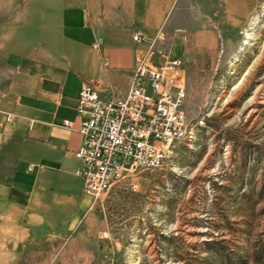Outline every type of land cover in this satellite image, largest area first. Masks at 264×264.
Instances as JSON below:
<instances>
[{
    "label": "rangeland",
    "instance_id": "obj_1",
    "mask_svg": "<svg viewBox=\"0 0 264 264\" xmlns=\"http://www.w3.org/2000/svg\"><path fill=\"white\" fill-rule=\"evenodd\" d=\"M217 2L184 34L185 137L94 198L53 264H264V0Z\"/></svg>",
    "mask_w": 264,
    "mask_h": 264
},
{
    "label": "crops",
    "instance_id": "obj_2",
    "mask_svg": "<svg viewBox=\"0 0 264 264\" xmlns=\"http://www.w3.org/2000/svg\"><path fill=\"white\" fill-rule=\"evenodd\" d=\"M6 2L0 0V264H53L56 238L103 204L76 174L82 85L123 96L137 61L161 70L154 60L169 59L175 47L179 57L170 62L182 63L184 34L206 26L198 11L215 12L218 2ZM136 33L144 38L139 45Z\"/></svg>",
    "mask_w": 264,
    "mask_h": 264
},
{
    "label": "built area",
    "instance_id": "obj_3",
    "mask_svg": "<svg viewBox=\"0 0 264 264\" xmlns=\"http://www.w3.org/2000/svg\"><path fill=\"white\" fill-rule=\"evenodd\" d=\"M133 41L139 45L144 38L136 33ZM180 66L174 61L153 70L137 61L123 96L103 97L93 83L82 85L76 118L83 141L75 156L87 195L97 198L108 192L124 173L159 167L167 147L185 137L189 125Z\"/></svg>",
    "mask_w": 264,
    "mask_h": 264
},
{
    "label": "trees",
    "instance_id": "obj_4",
    "mask_svg": "<svg viewBox=\"0 0 264 264\" xmlns=\"http://www.w3.org/2000/svg\"><path fill=\"white\" fill-rule=\"evenodd\" d=\"M263 236H264V233H263ZM263 244H264V240H263ZM264 246V245H263ZM263 246L262 247H258L256 250L257 251H255V254H254V256H253V258H254V260L256 261V262H260V260H261V258H262V256H263V252H264V248H263Z\"/></svg>",
    "mask_w": 264,
    "mask_h": 264
}]
</instances>
